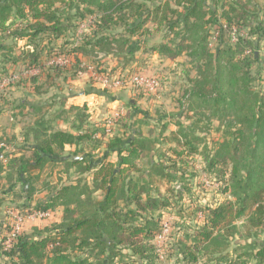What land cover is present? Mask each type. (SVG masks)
Wrapping results in <instances>:
<instances>
[{
    "label": "trees",
    "instance_id": "trees-1",
    "mask_svg": "<svg viewBox=\"0 0 264 264\" xmlns=\"http://www.w3.org/2000/svg\"><path fill=\"white\" fill-rule=\"evenodd\" d=\"M242 1L0 0V51H12V46L5 45L7 39L24 40L26 49L13 59L0 56V69L18 60L27 69L37 67L39 73L17 80L23 85L29 83L36 95L43 93L40 89L47 81L41 71L45 65L41 60L43 54L48 60L58 56L69 59L64 66H50L57 76L76 72L82 57L94 53L106 55L115 49L121 57H126L137 49V43L128 37L147 31L143 28L148 22L164 23L173 35L169 42L172 45L152 46L154 53L170 60L183 53L190 58L195 76L188 79L182 98L192 115L217 118L226 128L228 138L218 144L210 158L206 154L204 161L206 171L219 182L220 191L228 198L212 206L194 203L193 211L200 216L195 212L189 219L183 214L175 223L178 229L180 222H184L182 228H188L191 227L189 220L197 219L194 229H187L184 236L169 241L163 249L164 257L173 254L187 264L199 261L200 264H264V244L248 240L249 232L245 240L233 245L231 242L234 236H242V226L236 224L239 220L247 231L264 227V88L259 92L254 90L256 78L250 72L251 65L258 60L254 51L264 36V10L263 18L251 26L249 11ZM88 17L92 20L87 30L77 33ZM219 17L215 52H211L207 28L215 25ZM115 26H121L128 36L111 35ZM71 30L74 33L70 34ZM229 32L235 34L233 44L228 38ZM59 38L63 40L56 44ZM44 40L46 46L41 47ZM234 55L241 58L235 59ZM130 59L121 65L117 61L116 65L101 68L98 73L121 75ZM141 71L136 67V72ZM46 77L51 79L50 74ZM2 94L0 99L4 97ZM144 98L141 91L128 106L136 109L137 101ZM44 107L43 102L30 105L33 123L26 125L19 147L29 154H2L0 180L4 178L7 192L16 183L21 184V192L28 201L24 205L27 210L53 212L62 207L61 219L42 229L33 228L32 235L22 230L8 249H3L2 241L12 224L0 223L3 264H155L158 256L152 241L160 231L161 222L153 216L160 209L170 207L169 196L177 202L190 191L172 186L190 179V174L181 169L183 161L176 162L159 152V139L152 129L144 134L141 127L128 126L131 134H112L101 142L96 138L98 124L84 128L88 115L81 112L83 107H71L77 111L74 116L77 132L53 127L60 110L54 106L44 110ZM198 122L200 119L187 126L175 123L178 129L171 132L175 135L173 141L181 143L183 150L171 148L170 152L177 158L197 151L193 142L201 139L196 131L203 130ZM165 127L163 124L162 128ZM89 142L104 145L105 152L95 166L89 162L92 158ZM65 145L75 147L70 156L63 154ZM185 145L189 149H184ZM183 151L186 152L183 154ZM111 152L116 153L117 163L106 160ZM74 156L81 159H73ZM72 168L80 176L73 182L64 181L62 177H67ZM86 173L91 175L90 182L86 181ZM160 184L171 185L166 195L162 194ZM41 190L47 191V195L37 200L34 208L30 207L34 194ZM1 203L2 200L0 206Z\"/></svg>",
    "mask_w": 264,
    "mask_h": 264
},
{
    "label": "rangeland",
    "instance_id": "rangeland-1",
    "mask_svg": "<svg viewBox=\"0 0 264 264\" xmlns=\"http://www.w3.org/2000/svg\"><path fill=\"white\" fill-rule=\"evenodd\" d=\"M242 4L243 6H246L247 10L249 11V16L252 20L251 26H254V23L257 22L258 18H263L264 0H243ZM91 20L92 17H88V19L82 22L81 25H83V30L80 32L87 30ZM219 21L220 17L216 23H214L215 25L211 24L207 28L210 34L209 41L211 52H215V37L219 34L218 26L216 24ZM78 30L77 33H80ZM143 30L147 31H141L128 37L131 41L137 43V49L132 55L121 57L119 51L112 49L109 50L106 55L102 53H94L90 56H84L81 59L82 63L80 68H78L76 72L70 71L64 72L59 76L54 75L52 70H50V66L52 65L49 64L50 60H48L43 54L41 60L45 65L41 71L44 74L42 77L46 78L47 80L45 81L46 84H43V87L40 89V91L43 93L41 95H28L31 90V85L29 83H26L25 85L17 83V79L14 83L8 86V88L2 94L4 97L0 99V111L2 113L4 105L1 102H12V104H14L17 99L21 98H25L31 102H43V105L47 108L49 106L50 108L54 106L55 109L60 110V116L53 121V127L60 129L65 128L68 131L69 129H72L73 132H77L75 128L77 121L74 119L75 112L77 111L74 109L72 110L71 107H83L81 112L88 115L87 121L84 124V128H90L94 123L98 124L95 127V129L98 130V135L96 138L101 142H105L107 137L111 136L112 134L123 133L125 136L131 134L128 126H134V129L141 127V130L144 132V134H146L147 129H152V133H154L155 136H157V139H159V142L157 143V146L160 147L161 150L159 152H163L166 156L168 155L171 158H174L176 162L183 161L181 169L185 171V174H193L191 177H189L190 175L188 176L190 179L181 180L172 185L175 189H180L182 187L183 190H190L186 194H183V199L174 202V197L169 196V199L172 200V206L170 205V207L160 209L153 216L155 220H157V217H159V220H157L158 223L165 220L169 221L171 230L167 238L169 241H171L175 240L180 235L184 236L187 229H190V231L192 227L194 229L193 224L195 221L197 224V219L189 220L191 227L182 228L184 226V222H180V229L175 227V223L177 220H180L183 214L187 215V218L189 219L193 218L196 212L193 211L196 208L194 203H197L198 205L209 204L212 206L228 198L227 194H224L220 191L219 182L215 181L213 176L209 174L208 171H206V164L204 161V156L208 154V158H210L211 154H213V151L218 147V144L225 141L228 136L226 134V128H223V126L220 125V121L217 118L208 119L205 116L192 115L190 111L186 110L187 103L185 99L182 98L183 90L187 86L188 79L195 76V69H193V66L190 63V58L185 53L173 60H170L165 55L161 56H164L166 60H160L159 57L152 58V55H157V53L152 51V46L163 43L170 44L169 42H171L170 40L173 38V35L165 27V24L162 23L161 25H155L153 22H148L144 26ZM244 31H242V34H244ZM72 32L74 33V31L71 30L70 34ZM111 33H113L111 35L115 37L128 36L127 34H124L121 26H115ZM228 38L232 44L236 41L234 32H229ZM62 40L63 38H59L56 39L55 42L56 44H60ZM5 45L12 46V51L6 49L1 50L0 56L10 59L15 58L17 54L20 55L21 52L26 50L24 40L16 41L7 39L5 41ZM40 46H46V40H44ZM48 46L50 47L51 45ZM254 54L257 56L258 60L253 62L250 67V72L252 76L256 78L253 82L254 90L259 92L264 88V36L260 40L259 46L257 50L254 51ZM129 58L131 59L127 62L124 72L121 75L117 76L115 74L112 76L123 79L129 74L136 72V67H140L142 69L141 73L148 76V78L155 79L156 83L154 87L144 88L126 84V89L119 87H111L109 89L103 88L97 79L98 75L100 74L98 71L101 68H109L116 65L117 61H120L121 65ZM234 58L239 59L241 56L234 55ZM22 64H24V62L22 63L21 61L20 65ZM4 71L6 70L0 69V75L7 73V71ZM9 71L18 73L20 70L17 67H13V69H10ZM48 74H50L51 79L46 77ZM29 75L30 74L19 77H23L25 79ZM104 90L108 92H105ZM123 90L128 92L126 93L128 96H125ZM141 91L144 92L146 98L138 100V107L136 109H131L128 106L129 101L131 100L133 102L138 93ZM11 93L13 94L12 96ZM118 93L121 97H123L122 94H124V98H122V101L120 102H117L116 98ZM10 96L11 99H8ZM181 102L183 105H181ZM45 107L43 108L44 110ZM116 108H121L122 114L116 120H112L113 122L111 125V131L107 133L103 127L104 120L108 118L112 119L111 116L113 115ZM18 109L20 110V108ZM17 112L19 111H14V114H11V112L6 114L0 113V140H4L10 145V150H7L5 154L13 152L14 148L15 150L19 151V147L22 142V132L19 133L18 131H14V127L17 126V123L21 122L24 124V126H26L29 120L33 121L32 112L28 113L29 111H27V114L22 115L25 116V119H23L20 115H16L21 111L19 113ZM146 112L149 114V121H146L145 114H143ZM130 113L135 114L133 116L131 115V117H128ZM10 117H12V119H10ZM197 119H200V122H198L199 128L203 129L196 131V134L201 139V141L199 140L200 142L197 143L193 142V144H195L198 149L195 153H193V155L188 157L183 155V157H180L181 159H179L176 157L174 152H170L171 148H177L176 150L178 151L183 150V147L180 146L181 143L173 141V137L175 135L171 134V132H175L178 129L175 123L181 122L183 126H187L190 124V122H193ZM163 124H166L164 129L162 128ZM187 148L189 149V147L185 145L184 149ZM88 150L91 152L90 154L92 155L91 157L93 159L102 156L105 152L103 143H101V145H97L96 143L94 144L93 142H89ZM66 152H68V150ZM184 152L186 151H183V154ZM108 155L115 157L116 153L112 154L111 152ZM164 160H166V158H164ZM78 176L79 175L77 173L72 171L69 175V178L73 180ZM46 180H50V178ZM0 183H3V185H0V200H2L0 207H3L4 209V212L0 211V221H2V224L5 223L6 226H8L11 220L5 211H7L8 208H12L14 209L13 211H19L25 216L27 207L24 205H26L28 201L25 199V195L21 192V184H17L15 191L16 193L8 194L6 190L7 188L4 186L5 182L0 181ZM160 186L161 192L164 195L167 194L166 190L171 187V185L167 184H160ZM44 194L45 193L36 192L30 207L34 208L33 205L35 202L41 199ZM5 202H7V204ZM15 206H17V209L13 208ZM52 214L53 215L51 217L41 221L29 220L28 218H25L22 225L23 232L32 235V232L34 231L33 228L42 229L46 225H49L53 222H58L61 219L62 207H58L52 212ZM198 215L199 213L196 212V216ZM236 224L242 226L240 228L242 236H234L231 241L232 245L245 240L244 236L248 232L250 234L248 240L253 239L258 244H264V227L254 228L247 231V228L241 225L242 221L239 220L236 222ZM1 235H3V233H0V237ZM4 260L5 257L0 251V264H3ZM155 264H187V262L180 260L179 257L173 256V254H171L168 257H158V260ZM195 264H200V261Z\"/></svg>",
    "mask_w": 264,
    "mask_h": 264
},
{
    "label": "built area",
    "instance_id": "built-area-1",
    "mask_svg": "<svg viewBox=\"0 0 264 264\" xmlns=\"http://www.w3.org/2000/svg\"><path fill=\"white\" fill-rule=\"evenodd\" d=\"M83 30V25L79 28V32ZM81 33V32H80ZM69 63V59L65 56H58L54 60H50L49 64L64 66ZM39 73V69L37 67H32L30 69L26 68V65L20 69L18 73L14 71H7V73H4L0 75V94L4 93L5 90L10 86L12 83H14L20 75H35ZM98 82L101 84L103 88H123L126 84H130L135 87H149L152 88L155 85V79L154 78H148L145 74L141 72H134L132 74H129L125 81L122 80V78L113 77V76H107L105 74H99ZM129 85V86H130ZM122 114L121 108H116L114 110L113 115L111 116L112 119H106L105 121V131L109 133L111 131V125L112 120H116L120 115ZM10 150V145L6 143L4 140H0V156L2 154H5L6 151ZM6 214L10 218V222L12 224L11 229L6 234L2 241L3 249H8L12 246L14 239L17 237V235L22 231V225L25 220V218H28L29 220H44L49 217H51L52 211H46V210H27L26 215L24 216L19 211H13V210H7ZM200 216V213H199ZM171 230V226L169 221H162L160 231L155 235L153 245L155 247V253L159 258L163 257V249L164 246L169 242L168 240V234Z\"/></svg>",
    "mask_w": 264,
    "mask_h": 264
},
{
    "label": "crops",
    "instance_id": "crops-1",
    "mask_svg": "<svg viewBox=\"0 0 264 264\" xmlns=\"http://www.w3.org/2000/svg\"><path fill=\"white\" fill-rule=\"evenodd\" d=\"M155 58V57H159V59L160 60H166V58L164 57V56H161V55H152V58ZM10 59V58H9ZM20 63H21V60H18V62H16V63H8V64H6L5 66H4V68H2L1 70H6V71H9L10 69H13V67H17L19 70L24 66V64H22V65H20ZM23 63V62H22ZM148 67V66H147ZM149 70V69H148ZM6 71H4V72H6ZM20 76H24V75H20ZM23 85V84H22ZM22 88H24V87H22ZM14 89V88H13ZM123 89H126V87H123ZM124 91V93H125V96L127 95L126 93H128L126 90H123ZM123 91H121V92H123ZM120 93V92H119ZM119 93L116 95V98H117V102H120V101H122V98H124V94H122V96L123 97H121L120 95H119ZM27 94V93H26ZM13 94L11 93V96H12ZM28 95H36V94H34L33 92H32V89L30 90V92H29V94ZM11 96L8 98V99H11ZM128 96V95H127ZM19 102H21L23 105H21V106H19L18 105V103ZM36 102H39V101H36ZM36 102H31V101H28V100H26L25 98H21V99H17L15 102H14V104H12V102H7V103H4V102H1L2 104H4L3 105V111H2V113H1V111H0V113L1 114H6V113H8V112H11V114L15 111H21L20 113L19 112H17V113H19V114H16V115H20L23 119H25V116H22V115H24V114H27V111H29L28 113H30V112H32V109L30 108V105L31 104H35ZM18 108H20V110L18 109ZM23 108H25V109H23ZM18 109V110H17ZM14 114V113H13ZM143 114H145V116H146V121H149V114H148V112H146V113H143ZM10 119H12V117H10ZM158 121V120H157ZM33 123V121H31V120H29L28 121V123L26 124V125H28V124H32ZM19 125V126H18ZM25 127L26 126H24V124H22L21 122L20 123H17V126L16 127H14V131H18L19 133L20 132H23L24 130H25ZM74 129V128H73ZM64 130H66L65 128H64ZM69 131H72V129H69ZM21 145V144H20ZM93 146V145H92ZM13 148V147H12ZM95 148H97V147H95ZM74 149H75V147L74 146H70V145H65V147H64V151H63V154L65 155V156H70L71 155V153L74 151ZM68 150V152H66ZM91 150V149H90ZM96 150V149H95ZM13 152H14V156H20V155H27V154H29V151H27V150H24V149H20L19 148V151H17V150H15V148H14V150H13ZM112 154H115V152H112ZM101 158H102V156H100V157H97V158H95V159H93V158H91L90 159V163L91 164H93L92 166H95V165H97V163H99V161H101ZM106 160L107 161H111V162H115V163H117L118 162V158H117V155L115 156V157H111L110 155H108L107 156V158H106ZM60 163V162H59ZM73 171V168L72 169H70V172H69V175H70V173ZM75 172V171H74ZM75 173H77V172H75ZM78 174V173H77ZM69 175L66 177V176H63L62 178H63V180L64 181H71V182H73V180H75L76 178H74L73 180L71 179V178H69ZM79 176H80V174H78ZM78 176V177H79ZM84 176L86 177V181L87 182H90L91 181V175H90V173H86V174H84ZM50 179H53V177L52 178H50ZM55 179V178H54ZM0 181H2V182H4V178H1V180ZM17 184L18 183H16L15 185H14V187L12 188V190H10V191H8V194L10 193V194H13V193H16L15 191H16V187H17ZM0 185H3V183H0ZM4 186L7 188V184H6V182L4 183ZM38 193H45L44 194V196L41 198V199H44V197L47 195L46 193H47V191H44V190H41V191H39ZM97 193H99V191H97V192H95V195L97 194ZM98 197H99V195H98ZM6 204H7V202H5ZM4 208H5V206H4ZM0 211H3L4 212V209H3V207L1 208L0 207ZM5 213H6V211H5ZM0 223H2V221H0Z\"/></svg>",
    "mask_w": 264,
    "mask_h": 264
},
{
    "label": "water",
    "instance_id": "water-1",
    "mask_svg": "<svg viewBox=\"0 0 264 264\" xmlns=\"http://www.w3.org/2000/svg\"><path fill=\"white\" fill-rule=\"evenodd\" d=\"M73 159L79 160V159H81V157L80 156H74ZM24 188L26 189L27 185H25Z\"/></svg>",
    "mask_w": 264,
    "mask_h": 264
}]
</instances>
